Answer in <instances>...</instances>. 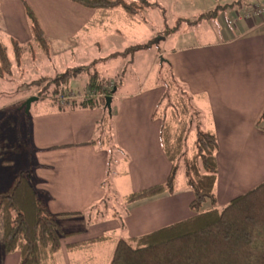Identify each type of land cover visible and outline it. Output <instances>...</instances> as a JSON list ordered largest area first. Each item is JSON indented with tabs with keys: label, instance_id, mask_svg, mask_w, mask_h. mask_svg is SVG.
Returning <instances> with one entry per match:
<instances>
[{
	"label": "crops",
	"instance_id": "crops-1",
	"mask_svg": "<svg viewBox=\"0 0 264 264\" xmlns=\"http://www.w3.org/2000/svg\"><path fill=\"white\" fill-rule=\"evenodd\" d=\"M210 1L206 0L201 16L219 10L214 19H204L198 25L184 23L169 35L166 31L170 27L165 21L160 56L165 59L161 67L169 82L185 98L180 108L173 105L172 111H166V121L173 122L176 133L179 123L185 120L187 157L195 153L198 128L218 140L215 193L218 208L223 209L264 183V22L246 18L264 0H224L213 5ZM151 2L158 3L157 9L166 16L167 5L160 0ZM25 5L37 16L47 38L72 50L77 49L79 40L88 42L94 32L113 43V38L124 35L123 30L131 34L132 29L142 25L151 28L146 20L142 24L141 19L129 16L122 8L92 10L69 0H0V24L11 41L15 39L20 44L34 39ZM179 20L197 19L178 18L176 24ZM233 20H237L235 26L229 23ZM119 53L123 52L106 59ZM165 94L154 86L128 94L118 85L108 136L100 126L102 108H59L48 104L26 122L27 133L23 131L21 140L14 130H8V138L0 137V148L8 147L7 141L13 144L12 149L0 155V171L3 164L18 167L5 188H1L4 183L0 181V193L12 186L18 173L30 171L37 191L58 217L65 237L61 251L48 264H72L73 254L89 253L97 245L110 244L115 252L121 239L141 237L194 216L190 210L194 193L187 182L179 184V173L173 194L146 199L141 204L127 202L131 194L162 185L170 176L172 164L161 142L162 123L154 118ZM112 148L117 154V170H113ZM17 154L18 161L14 158ZM179 165V169L184 166L183 162ZM111 177L117 182L112 183ZM116 184L124 185L128 193L119 198ZM118 201L123 203L122 209L125 207L124 216L117 212L120 207L114 206ZM106 203L113 207L107 209ZM118 232L128 237H116ZM102 237L109 239L69 249L70 245H84ZM2 252L0 245L3 264H19L20 253L4 257ZM93 261L90 257L88 264H98Z\"/></svg>",
	"mask_w": 264,
	"mask_h": 264
},
{
	"label": "trees",
	"instance_id": "trees-1",
	"mask_svg": "<svg viewBox=\"0 0 264 264\" xmlns=\"http://www.w3.org/2000/svg\"><path fill=\"white\" fill-rule=\"evenodd\" d=\"M69 1L92 10L122 8L131 17L139 16L147 9L160 8L158 3L148 0ZM25 8L34 40L49 54L50 47L37 16L28 5H25ZM218 11L207 13L195 21L179 20L166 34L176 33L184 23L198 25L204 19H214ZM11 42L14 60L10 58L0 34V79L11 75L15 63L19 64L22 59L23 47L15 39ZM149 47L148 44L137 45L107 59L96 60L89 67L71 69L53 79L52 83L60 85L81 73L91 74L94 70L95 74L89 75L90 87L92 90H103V98L98 101L88 98L77 107L102 108L104 117L100 126L102 132L107 133V128L110 130L111 127L108 123L114 117V110L112 106V115L108 113L105 107L106 98L115 96L117 91L114 93V89L118 88V85L114 84L108 91L106 85L109 82L99 80L96 67ZM183 103L182 100L180 105ZM154 115V118H163L161 142L166 157L172 164L171 173L166 183L131 194L127 202L135 203L164 194H173L180 170L179 164L183 159L187 184L194 193V201L190 205L194 216L141 237L119 240L110 264H264V183L234 199L225 208L219 209L215 193L219 175V144L215 135L198 128L196 150L193 157L188 158L184 150L186 124L180 122L179 131L173 133L171 123L166 121L165 111L158 107ZM64 237L58 217L50 212L37 191L31 172L18 173L12 186L0 193V245L3 256L18 252L19 264H48L61 251V241ZM108 239L97 238L84 245H70L69 249L78 250L82 246Z\"/></svg>",
	"mask_w": 264,
	"mask_h": 264
},
{
	"label": "rangeland",
	"instance_id": "rangeland-1",
	"mask_svg": "<svg viewBox=\"0 0 264 264\" xmlns=\"http://www.w3.org/2000/svg\"><path fill=\"white\" fill-rule=\"evenodd\" d=\"M148 1L151 2V0ZM160 1L167 5L166 16L163 15L161 9L155 8L145 10L141 15L137 16V18L141 19L142 24L144 22L142 20H146L151 28L148 29L142 25L141 28H137V30L132 29L131 34H125V30H123L124 35H121L120 38H113V40H115L113 43H110L111 39L107 42L108 37L102 35V33L98 34L95 32L90 34L88 42H85L84 39L79 40V46L77 49L73 50L68 49L67 45L59 44V42H56L52 37H46L50 47L49 54H47L34 39L30 43H21L23 55L20 63H15L11 75L0 79V137L5 136V138H8L5 134L8 133V130H14V134L17 133V136L20 137L21 140L23 131L27 133L26 122L34 116L37 110L45 108L43 107L45 105L54 104L59 108H66L68 105L72 104L73 107H77L79 103L88 98L94 101L103 98V90H92L90 87L89 75L95 74L94 70L91 71V74L88 72L81 73L70 81L61 83L60 85L53 84L52 80L71 69L89 67L96 60L106 59V57L113 53L125 52L132 47L143 44H148L150 47L134 54L132 53L128 56L121 57L118 60H111L107 63L99 64L96 67V72L99 73L100 77L99 80L106 83L112 81L111 83L109 82L110 84L108 83L106 85L108 91L113 88L115 83L119 85L121 89H124V93L128 94H136L142 87H147V89L152 86H154V88H162L164 94H166L159 109L170 112L173 110V105L180 108V103L182 100L185 101V98L182 97L183 95L176 88L175 84L169 82L166 71L161 67L165 60L160 56V52L162 48H164L162 45L163 40L161 39L164 37L165 21H167L170 28H174L178 18L195 17V19H198L203 14L204 8L208 2L206 3V0ZM210 2L212 5L216 2L220 4L223 3L224 0H212ZM250 2L251 0H244V3ZM211 3H209V5H211ZM229 15H231V12H229ZM224 16L226 15L224 14ZM255 19L264 22V18ZM0 34L10 58L14 60L15 56L11 44L12 38H10L6 30L2 28L1 24ZM59 47L64 49L62 50V48ZM104 88L103 86L102 89ZM32 97H38L39 100L32 104V106L34 105L32 111L27 112L25 104ZM184 106L187 105L185 104ZM157 118H159L158 120H160L161 123L163 122V118ZM183 122H185V120H183L182 123ZM170 126L174 129L177 128L173 122ZM108 135L109 130L107 128L106 136ZM6 144L8 147L0 148L1 156L5 151L12 149L13 144L8 141ZM188 149L189 146L185 143V152L186 150L188 151ZM114 151V148H112L113 170H117L118 166L115 162L117 154ZM19 157L20 156L17 154L14 158L18 161ZM182 161L184 163L183 159ZM16 169H18V167L13 163L3 164L2 171H0V181L4 183V185L1 188H5L8 185V183H6L7 179H11V176L16 173ZM110 181L112 183L117 182L114 178ZM178 181L180 185H186L187 179L184 166L179 171ZM116 187L119 198L128 193V189H126L124 185L116 184ZM110 191L112 190L110 189ZM141 203L142 202L139 201L138 204ZM106 206L107 209L113 207L112 204L107 203ZM114 206L120 207V210L117 212L125 215L126 210L125 207L122 209V202L119 203L118 201V204ZM126 207L129 208L128 206ZM116 237L128 236L124 232H118ZM113 254L114 248L112 245H97L92 248L89 253L77 254L75 256L73 254L71 257L75 261L71 263L88 264L89 258L93 257V262L98 264L102 262L106 264L108 258L112 257ZM3 259L0 257V264L4 263ZM111 261L112 260H110L109 263H111Z\"/></svg>",
	"mask_w": 264,
	"mask_h": 264
},
{
	"label": "built area",
	"instance_id": "built-area-1",
	"mask_svg": "<svg viewBox=\"0 0 264 264\" xmlns=\"http://www.w3.org/2000/svg\"><path fill=\"white\" fill-rule=\"evenodd\" d=\"M246 18H264V1L253 7L251 13L246 15ZM229 23L230 25L235 26L237 20L230 21Z\"/></svg>",
	"mask_w": 264,
	"mask_h": 264
},
{
	"label": "water",
	"instance_id": "water-1",
	"mask_svg": "<svg viewBox=\"0 0 264 264\" xmlns=\"http://www.w3.org/2000/svg\"><path fill=\"white\" fill-rule=\"evenodd\" d=\"M117 91V88L114 89V93ZM39 98L38 97H32L30 98L26 104H25V107H26V111L29 112L31 110V107H32V104L36 101H38ZM112 101H113V97H107L106 98V110L108 111V113L110 115H112Z\"/></svg>",
	"mask_w": 264,
	"mask_h": 264
}]
</instances>
